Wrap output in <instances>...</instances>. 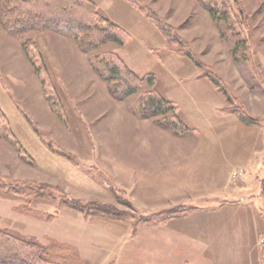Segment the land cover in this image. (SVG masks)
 Segmentation results:
<instances>
[{"label": "rangeland", "instance_id": "1", "mask_svg": "<svg viewBox=\"0 0 264 264\" xmlns=\"http://www.w3.org/2000/svg\"><path fill=\"white\" fill-rule=\"evenodd\" d=\"M90 1L122 45L0 25V230L58 264H264V0H209L215 18L204 0ZM107 52L141 81L127 99L98 74ZM145 98L164 110L139 116Z\"/></svg>", "mask_w": 264, "mask_h": 264}, {"label": "trees", "instance_id": "2", "mask_svg": "<svg viewBox=\"0 0 264 264\" xmlns=\"http://www.w3.org/2000/svg\"><path fill=\"white\" fill-rule=\"evenodd\" d=\"M204 1L208 5H203V7L208 10L211 18H215L208 7L209 0ZM136 3L133 2L135 5ZM136 8L144 14H148L151 21L157 25L155 15L149 16L151 14L144 7L137 6ZM96 11L95 4L90 0H0V25L5 31L16 37H21L29 32L56 31L71 37L79 49L85 53L99 51L102 46L109 43L122 45L126 34L116 25L103 20ZM157 26L159 27V24ZM75 27L76 30H74ZM188 50L187 52L191 53ZM185 52H182L183 56L198 63L192 55L189 57ZM95 58L99 65L98 74L110 84L111 94L115 98L124 100L137 91L140 79L115 53H100V56ZM211 82L222 90L223 87L219 86L220 81L217 78L213 77ZM224 91L223 89L222 92ZM163 110L164 104L159 99L145 98L141 100L139 116L154 117ZM251 123L248 122V124ZM260 187L264 196V179L261 180ZM73 204H70L71 206L68 204L71 209L90 214L88 210H84L86 206L78 207ZM90 208L94 213H103L116 221H122L123 214L111 207L91 205ZM147 222L149 220L144 223ZM53 250V248L43 246L35 239L17 238L6 230H0V264H58L59 254Z\"/></svg>", "mask_w": 264, "mask_h": 264}, {"label": "crops", "instance_id": "3", "mask_svg": "<svg viewBox=\"0 0 264 264\" xmlns=\"http://www.w3.org/2000/svg\"><path fill=\"white\" fill-rule=\"evenodd\" d=\"M165 234H166V233H165ZM165 234H164V237L168 238Z\"/></svg>", "mask_w": 264, "mask_h": 264}]
</instances>
